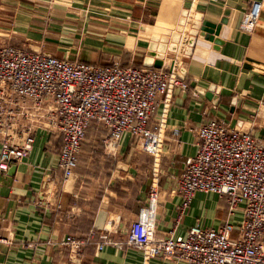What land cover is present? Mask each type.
Here are the masks:
<instances>
[{"label":"crops","instance_id":"0c3cea01","mask_svg":"<svg viewBox=\"0 0 264 264\" xmlns=\"http://www.w3.org/2000/svg\"><path fill=\"white\" fill-rule=\"evenodd\" d=\"M178 1L189 10L187 24L179 33L175 54L165 52L159 68L173 70L176 76L180 67H188L180 53L188 24L207 4ZM233 1L238 19L229 38L217 45L219 57L211 65L205 61L206 74L197 80L186 74L181 79L186 88L171 85L158 96L147 126L158 135L154 152L128 132L106 144L105 131L93 122L86 129L74 175L64 179L57 165L61 138L51 124L53 102L0 105L11 128L30 127L34 135L28 154L0 177V264H186L145 258L128 246L95 248L103 232L112 242L123 241L138 219L157 238L170 230L184 235L194 225L217 229L225 223L232 226L230 237L238 236L241 212L229 213L224 197L197 192L181 212L176 189L177 177L199 143L188 127L222 120L264 143V0ZM253 2H259V10L247 24ZM161 4L162 0H0V46L70 60L148 67L146 47L138 36H149L146 29L156 21ZM212 80L219 88L216 101L206 96ZM175 127L177 137L172 135ZM67 236L87 244L74 253L61 243Z\"/></svg>","mask_w":264,"mask_h":264},{"label":"built area","instance_id":"2783aa9c","mask_svg":"<svg viewBox=\"0 0 264 264\" xmlns=\"http://www.w3.org/2000/svg\"><path fill=\"white\" fill-rule=\"evenodd\" d=\"M258 10L259 2H253L247 24ZM171 85L187 87L173 70L122 66L117 61L70 60L0 46V105L19 100L36 106L45 99L53 102L51 124L61 138L57 165L64 179L74 175L86 129L93 122L105 131L106 144L128 132L144 149L154 152L158 135L149 132L147 126L159 104L158 96ZM4 111L0 108V177L28 154L34 142L32 129L11 128ZM245 126L248 129L251 125L246 122ZM188 129L199 143L177 177L179 210H186L197 192L224 197L229 213L241 212L238 236L231 238L232 226L225 223L217 229L194 225L184 235H174L170 230L157 238L152 228L138 219L130 224L123 241L112 242L103 232L95 248L128 246L141 251L145 258L186 264H264V143L248 130L217 119ZM178 134L179 128H172V135ZM61 243L77 253L87 241L67 236Z\"/></svg>","mask_w":264,"mask_h":264},{"label":"water","instance_id":"95a60500","mask_svg":"<svg viewBox=\"0 0 264 264\" xmlns=\"http://www.w3.org/2000/svg\"><path fill=\"white\" fill-rule=\"evenodd\" d=\"M218 1L207 0L205 9L201 12H195L188 24L187 36L182 40L185 46L180 49L181 56L188 62V67H180L177 75L180 79L188 74L197 80L200 75L206 74L208 67L204 66L205 61L207 60L208 64L211 65L213 59L219 57L217 45L223 43L221 39L229 38L231 28L235 25L239 15L238 11L234 10L236 3L233 0ZM188 12V9L181 8V2L178 0H162L156 21L146 29L149 36H138L140 45L146 47L145 66L160 68L165 52L175 54L176 43L180 38L179 33L187 24ZM172 29H175L176 33H171L170 30ZM161 34L164 36L160 37ZM209 48H211V52L208 51ZM214 83L215 81L212 80L206 90V96L209 97L210 95V99L216 101L219 88ZM14 169L15 165H12L8 172ZM115 176L116 174H114L110 185L113 184ZM106 195L109 196L110 193L107 192Z\"/></svg>","mask_w":264,"mask_h":264}]
</instances>
